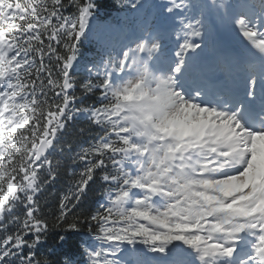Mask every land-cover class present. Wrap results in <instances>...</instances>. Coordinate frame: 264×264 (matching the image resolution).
Wrapping results in <instances>:
<instances>
[{
	"label": "snow or ice",
	"instance_id": "6c2138e0",
	"mask_svg": "<svg viewBox=\"0 0 264 264\" xmlns=\"http://www.w3.org/2000/svg\"><path fill=\"white\" fill-rule=\"evenodd\" d=\"M106 7L0 0V264H264V0Z\"/></svg>",
	"mask_w": 264,
	"mask_h": 264
},
{
	"label": "trees",
	"instance_id": "16d2710c",
	"mask_svg": "<svg viewBox=\"0 0 264 264\" xmlns=\"http://www.w3.org/2000/svg\"><path fill=\"white\" fill-rule=\"evenodd\" d=\"M106 4H107V7L104 10H102V16L105 11L108 12L112 18H115L121 14L119 9L116 7L117 0H106ZM59 187L60 186L58 185L57 188Z\"/></svg>",
	"mask_w": 264,
	"mask_h": 264
},
{
	"label": "rangeland",
	"instance_id": "374dc122",
	"mask_svg": "<svg viewBox=\"0 0 264 264\" xmlns=\"http://www.w3.org/2000/svg\"><path fill=\"white\" fill-rule=\"evenodd\" d=\"M225 38V37H224Z\"/></svg>",
	"mask_w": 264,
	"mask_h": 264
}]
</instances>
